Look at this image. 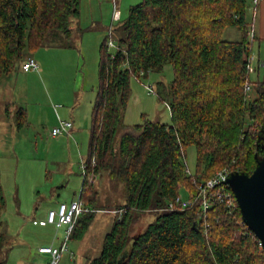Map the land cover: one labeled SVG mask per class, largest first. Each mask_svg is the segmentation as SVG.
I'll return each instance as SVG.
<instances>
[{
  "label": "trees",
  "instance_id": "1",
  "mask_svg": "<svg viewBox=\"0 0 264 264\" xmlns=\"http://www.w3.org/2000/svg\"><path fill=\"white\" fill-rule=\"evenodd\" d=\"M250 6L251 0H142L111 29L115 48L108 39L101 44L81 200L87 207L95 204V180L106 173L123 183L126 202L117 206L125 213L90 264H264L261 243L236 201L206 211L200 204L169 209L183 190L192 199L198 184L225 167L252 174L256 155L263 156L261 129L254 132L248 125L264 121L261 62L252 67L256 35L249 36ZM79 16L80 0H0V82L18 63L23 68L50 36L71 34ZM229 27H237L243 38L224 40ZM166 65L173 67L174 80L158 82L156 92L171 111V124L144 119L126 125L132 78L161 73ZM191 146L197 150L195 173L187 164ZM5 204L0 169V211ZM90 210L77 220L70 241L84 236L97 211ZM147 215L146 228L133 234ZM9 243L0 232V264L7 262Z\"/></svg>",
  "mask_w": 264,
  "mask_h": 264
},
{
  "label": "rangeland",
  "instance_id": "2",
  "mask_svg": "<svg viewBox=\"0 0 264 264\" xmlns=\"http://www.w3.org/2000/svg\"><path fill=\"white\" fill-rule=\"evenodd\" d=\"M141 1L116 0L118 13L115 16L113 0H80V16L72 24V33L50 36L45 47L34 53L39 70L25 73L22 64L18 63L11 74L2 78L0 169L6 204L0 211V232L8 235L11 244L5 264H47L45 258L48 256L38 254L40 246L59 245L54 241L58 237L61 241L64 239L66 227H42L39 222L55 205L82 202L83 164L89 156L93 106L99 86L100 46L106 39L108 42L116 40L115 35L110 37L111 29L128 17L131 6ZM259 7L255 18L254 7L248 8L247 23L249 32L252 30L256 35L252 67L256 68L261 62L259 74L263 79L264 39L261 37L263 23ZM242 38L243 33L237 27H229L223 34L226 41ZM256 79L253 73L252 80ZM173 80L171 65H166L161 73L132 78L131 98L124 117L126 125L141 124L144 119L171 124V111L159 100L156 86L158 82L168 85ZM249 95L255 98L251 90ZM20 110L24 113L18 114ZM58 116L63 121L74 122L71 136H52L53 128L59 125ZM248 125H253L251 131L256 132L264 128V121L248 122ZM253 146L252 141L249 153L254 151ZM247 156L251 160V154ZM187 164L195 173L197 150L194 146L187 149ZM247 166L252 171L254 161ZM202 183L196 186L197 191ZM95 188L98 192L94 197L95 208L103 212L94 215L84 240L72 239L69 247L75 252L72 246L81 245L80 248H85L96 258L114 221L119 220L117 206L125 204L126 199L123 183L111 180L106 173L95 180ZM181 197L188 198L185 190ZM149 217H142L132 233L143 231ZM83 263L79 257L76 264ZM60 264L74 263L69 255H65Z\"/></svg>",
  "mask_w": 264,
  "mask_h": 264
},
{
  "label": "built area",
  "instance_id": "3",
  "mask_svg": "<svg viewBox=\"0 0 264 264\" xmlns=\"http://www.w3.org/2000/svg\"><path fill=\"white\" fill-rule=\"evenodd\" d=\"M263 0H251V4L256 8ZM115 16L117 15V2L113 0ZM250 38L254 37V33L251 30L249 32ZM109 48H115V42L109 40ZM264 65V63H263ZM39 65L34 57H29L23 64V71L28 73L31 71H37ZM149 92L154 93L151 87H147ZM250 87H247L249 90ZM74 127L73 122L59 121V125L54 127L52 130V136L58 137L61 135H70L71 130ZM84 170H85V165ZM232 173L231 167H225L224 169L218 171L216 175L202 183L198 188V193L192 199L178 198L174 202L170 203V210H186L194 207L196 204H200L204 211L208 210L212 205H226L227 207H232L235 204V196L227 185L226 181ZM91 212V210L84 206L82 202L73 201L71 203H61L57 209L50 210L47 215L48 224L55 225L56 227L64 226L66 227L65 237L59 246H42L38 249L40 255L48 256L49 261L47 264H60L63 255L69 249L70 236L74 230L77 220L85 213ZM125 213L124 210H120L116 213L119 219Z\"/></svg>",
  "mask_w": 264,
  "mask_h": 264
},
{
  "label": "water",
  "instance_id": "4",
  "mask_svg": "<svg viewBox=\"0 0 264 264\" xmlns=\"http://www.w3.org/2000/svg\"><path fill=\"white\" fill-rule=\"evenodd\" d=\"M263 156L256 155L257 166L252 174L232 172L230 186L244 224L254 233L264 250V128L258 140Z\"/></svg>",
  "mask_w": 264,
  "mask_h": 264
},
{
  "label": "crops",
  "instance_id": "5",
  "mask_svg": "<svg viewBox=\"0 0 264 264\" xmlns=\"http://www.w3.org/2000/svg\"><path fill=\"white\" fill-rule=\"evenodd\" d=\"M260 5V16H261V20H262V22L261 23H263V26H262V28L260 27V30H261V37H263V39H264V0L259 4ZM255 17H256V13H255ZM39 70V69H38ZM37 70V71H38ZM26 73V72H25ZM29 73V72H28ZM58 119H59V116H58ZM59 121H63V120H61V119H59ZM75 121V120H74ZM74 123V122H73ZM75 127V126H74ZM74 127H73V129L71 130V133H70V135L69 136H71L72 135V131L74 130ZM74 133V132H73ZM98 179H100V178H98ZM96 189V188H95ZM97 192V191H96ZM97 199V198H96ZM98 200V199H97ZM60 205V204H59ZM59 205H55L54 207H52L50 210H53V209H57L58 208V206ZM97 204H96V200H95V204H93L92 206H85V207H87V208H90V209H93V208H95V207H97L96 206ZM98 212H103V211H96L93 215H96ZM48 215V214H47ZM83 215H85V214H83ZM82 215V216H83ZM81 216V217H82ZM47 222V216L45 217V218H43L40 222H39V226H42V227H47V226H49V225H51V224H48V223H46ZM114 223H115V221H114ZM114 223H113V225H114ZM53 226H55V225H53ZM56 227V226H55ZM64 226H61V227H56V229H62ZM66 231V230H65ZM86 236V234H84V236L81 238V239H79V241L81 240V241H83L84 240V237ZM63 241V240H62ZM61 238H57L54 242H58L59 243V245L61 244ZM80 241V242H81ZM75 244V243H74ZM59 245H56L55 243H53V244H51V245H45V244H43V245H41L40 247H42V246H59ZM81 246V245H80ZM80 246L79 245H77V247L76 246H72V248L75 250V252H73V251H71V248L69 247V249H68V251L63 255V256H65V255H69V257H70V259H71V261H73V263L74 264H76L77 263V259L80 257L83 261H84V263L83 264H90V262L93 260V259H95V257L93 256V255H91L89 252H86L85 251V248H83V247H81L80 248ZM80 249V250H79ZM83 249V250H82ZM99 251V250H98ZM99 253V252H98ZM39 254V253H38ZM40 255V254H39ZM40 256H43V255H40ZM94 257V258H93ZM98 257V256H97ZM45 260H48L49 261V258H45Z\"/></svg>",
  "mask_w": 264,
  "mask_h": 264
}]
</instances>
